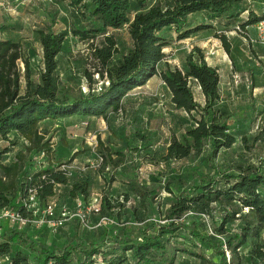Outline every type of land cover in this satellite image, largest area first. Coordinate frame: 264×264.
<instances>
[{
    "label": "trees",
    "instance_id": "obj_1",
    "mask_svg": "<svg viewBox=\"0 0 264 264\" xmlns=\"http://www.w3.org/2000/svg\"><path fill=\"white\" fill-rule=\"evenodd\" d=\"M58 1L68 14L69 25L57 31L52 20L35 31L41 52L36 76L28 50L12 39H0V211L11 210L33 220L55 198L56 219L66 206L56 194L59 187H69L70 201L81 199L87 204L90 179L79 176L70 183L60 169L77 154L60 163L41 124L94 117L108 125L109 113L117 116L124 112L131 97L154 78L167 90L173 109L186 114L180 120V136L171 137L161 161L169 164L200 158L201 164H210L213 171L190 182L186 175H171L161 189L169 195L168 202L155 220L152 217L160 189L154 183L139 181L138 171L145 159L140 157L141 146L147 140L137 133L134 139L139 147L99 152V172L113 170L107 184L122 175L126 192L122 201L115 202L104 193L95 214L120 222L125 214L120 212L128 204L130 212L124 221L93 228L90 239H81L74 231L65 244L54 240L64 224L51 233L46 225L34 233L35 226L30 223L18 229L1 221L11 228L0 234V257L8 258L6 264H176L178 255H186L198 264H264V149L256 163L234 165L232 172L212 164L236 144L231 124L244 122L247 114L236 115L222 105L218 71L206 63L201 49H191L185 58V71L168 65L159 68L165 58L163 49L172 40L182 41L211 28L194 25L192 16L196 14L215 22L224 33L243 35L264 16L248 11L245 0ZM244 13L247 15L242 17ZM122 28H126L130 41L125 53L119 52L115 36ZM5 30L0 25V33ZM68 36L88 44L96 73L107 82L100 91L73 93L62 84L58 58ZM215 38L229 56L227 37ZM84 74L91 80L88 73ZM190 82L198 86L203 105L194 101ZM251 90L252 83L243 97L247 102L252 98ZM262 132L264 139V129ZM19 140L26 143L25 151L17 152L5 164ZM258 140L255 136L251 141L255 144ZM241 144L248 152L253 147L246 137H241ZM42 152L46 158L39 162L36 157ZM118 169L121 174L116 173ZM29 191L35 193L34 209L24 203Z\"/></svg>",
    "mask_w": 264,
    "mask_h": 264
},
{
    "label": "rangeland",
    "instance_id": "obj_2",
    "mask_svg": "<svg viewBox=\"0 0 264 264\" xmlns=\"http://www.w3.org/2000/svg\"><path fill=\"white\" fill-rule=\"evenodd\" d=\"M245 1L248 11H252L258 16H264V0ZM246 15L244 13L242 17ZM192 17L194 25H212L211 28L193 34L182 41L172 40L170 45L163 49L165 58L159 68L168 65L172 69L185 71V58L191 51V47H195L194 45L203 46L205 43L201 51L204 53L206 63L218 71L222 105L236 115H240L243 111L247 114V119L244 122L231 124L232 131L236 136V144L231 150L220 154L212 162L217 169L232 172L234 165L256 163L264 149L262 134L264 129V46L257 40L256 25L248 27L246 35L236 31L224 33L215 22L206 21L202 14ZM68 18L63 4L58 0H0V25L6 27L5 32L0 33V39H12L28 50L31 68L36 76L41 66V52L35 31L45 23L50 24L52 20L55 30H65L69 25ZM215 35L227 37L231 44L229 56L224 52ZM115 36L119 52L125 53L130 45L126 28L115 32ZM95 68L97 67L90 58L88 44L71 36L66 37L58 58L57 72L62 84L73 93L98 92L107 82L99 77ZM84 73H88L91 80H88ZM251 83L253 84L252 98L247 102L243 97ZM189 86L194 101L203 105L204 101L198 86L193 82H190ZM139 91V94H135L127 102L124 112L117 116L109 113L110 124L108 125L101 118L92 120L73 118L46 122L41 124V128L45 129L46 138L50 141L49 144L53 147L55 156L60 163L67 161L73 153L77 154L76 158L66 166V177L70 183L79 176H86L90 179L88 202L92 199L99 201L104 193L108 199L114 202L122 201V195L126 192V187L120 180L122 175L115 176L116 182L108 185L107 180L113 170L109 169L100 173L97 157H99V152L105 149L114 151L127 147H139L140 144L135 141L134 135L137 133L143 135L147 142L141 146L140 157L142 159L145 156V159L141 160L138 177L142 184L154 183V186L160 189L152 217L158 220L169 199V195L161 189L171 175H186L190 182L196 181L200 175L211 173L213 170L210 164L202 165L200 158L191 157L185 161L169 164L161 161L160 158L171 137L180 136V120L186 114L173 109L167 90L156 78ZM83 123L85 126L82 125ZM255 136H258L260 140L253 144L251 140ZM241 137H246L248 144L253 145L249 152L241 144ZM20 143L22 145H18V147L23 152L26 143ZM58 147L59 153L56 151ZM147 154L148 156H146ZM150 155H154L155 160H152ZM119 171V169L116 170V173L121 174ZM68 188L59 187L56 194L66 204L68 213L72 214L77 203L84 207L87 204H83L81 199L77 200V203L70 201L67 197ZM131 202L136 204V200H131ZM128 212L130 210L126 204L120 212L125 213L121 215L120 222L112 217L110 222L105 224H100L101 218L95 213H89L88 226L90 228L81 227L70 219L64 223L62 232L54 240L65 244L74 231L81 239H90L93 235V228L119 225L128 217L126 214ZM44 225L47 226L49 233L55 229L47 224ZM40 227H34L33 232H38ZM10 228L6 222H1L0 234ZM198 263L196 259L186 255H178L176 261V264Z\"/></svg>",
    "mask_w": 264,
    "mask_h": 264
},
{
    "label": "built area",
    "instance_id": "obj_3",
    "mask_svg": "<svg viewBox=\"0 0 264 264\" xmlns=\"http://www.w3.org/2000/svg\"><path fill=\"white\" fill-rule=\"evenodd\" d=\"M257 28V40L259 44L264 46V19L261 20L256 24ZM82 125L85 126L83 123ZM50 149H53V147L50 145ZM46 158V154L44 152L40 153L36 160L41 162ZM102 159L101 157H97V162L100 165ZM66 166L62 165L60 167L61 170L65 171L66 174ZM78 202L77 200L75 201ZM25 206H27L28 209H34L36 207V198L35 193L33 191L28 192V196L25 199ZM56 207V199L52 198L48 202L46 208L41 212V216L34 218L33 220H28L27 218L22 217L19 213H16L11 210H1L0 211V222L6 221L10 223L11 225L16 226L18 229L24 227L27 224H32L35 227H40L44 224H47L51 228H56L64 224L66 221L70 219H76L79 222V225L84 228H90L88 226V214L89 213H97L98 212V199H92L90 200L87 205L84 207L80 203L76 204L75 211L70 214L66 210V207L63 206L60 210V214L58 218H54V208ZM36 210L33 211V215L36 214ZM107 222H110V219L107 218H101L100 224H105ZM9 260L6 256L0 257V264H6Z\"/></svg>",
    "mask_w": 264,
    "mask_h": 264
},
{
    "label": "crops",
    "instance_id": "obj_4",
    "mask_svg": "<svg viewBox=\"0 0 264 264\" xmlns=\"http://www.w3.org/2000/svg\"><path fill=\"white\" fill-rule=\"evenodd\" d=\"M247 29H248V28H247ZM194 46L202 50V49L204 48V46H205V43H204L203 46H197V45H194ZM191 48H193V47H191ZM205 60H206V59H205ZM202 98H203V96H202ZM70 119H71V118H67V119H63V120H70ZM92 119H96V118H94V117H89V118H86V119H85V118H82V117H81V119H79V120H92ZM13 135H14V134H11V135H10V138H12ZM20 142H23V141H22V140H19V141H18L17 146L14 147L13 150H12V152L8 155V157H7L6 161H5V164H6V163H9L10 161H12L14 155H15L17 152L20 151V148L18 147V145H22V143H20ZM2 144H3V143L0 142V145H2ZM23 144H25V143H23ZM56 151H58V153H59V147L56 149Z\"/></svg>",
    "mask_w": 264,
    "mask_h": 264
}]
</instances>
